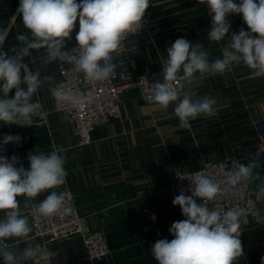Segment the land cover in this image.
<instances>
[{
  "label": "clouds",
  "instance_id": "1",
  "mask_svg": "<svg viewBox=\"0 0 264 264\" xmlns=\"http://www.w3.org/2000/svg\"><path fill=\"white\" fill-rule=\"evenodd\" d=\"M207 4L211 15L209 41H224L221 56L209 59L210 53L200 42L177 38L166 49L163 59V82L149 84L147 102L167 109L173 105L179 127L190 128V121L199 116L215 115L216 98H195L196 93L184 91L199 74L200 77L222 74L243 64L253 78L264 77V0H199ZM150 0H19L16 14L22 17L23 28L17 31L16 43L7 50V29L0 28V123L33 127L46 113L43 105L33 100L44 84L51 96L65 106L92 103L91 92L85 95L65 83H55L46 74L55 65L61 72L82 74L89 82L109 79L118 66L123 41L137 34L142 27ZM242 15L248 31L231 32L230 15ZM75 35L76 47L67 49L66 42ZM29 58L35 66L25 64ZM64 64L70 65L67 69ZM14 93V94H13ZM20 135L3 136V146H20ZM260 141L264 137L259 136ZM65 148L53 146L49 152L36 148L28 153L29 168L21 158L0 155V259L3 264H52L57 253L40 244L29 243L33 231L29 216L34 210L41 217L68 213L66 193L56 191L66 183ZM264 142L255 151H248L244 161L231 158L228 170L221 176L197 171L191 177L176 171L178 180L187 179L172 201L179 206L185 219L169 228L173 239L157 240L151 255L158 264H234L244 254L241 235L243 227L255 222L264 225V212L259 207H231L222 211L215 206L225 197H236L244 187L254 202L264 206ZM20 164V166H18ZM51 190V191H50ZM190 192L186 195L185 192ZM49 192L38 204L33 201ZM23 197V207L18 198ZM199 199V203L197 200ZM211 205V207H209ZM151 219L156 220L153 214ZM21 244L26 247L20 248ZM264 264V258H262Z\"/></svg>",
  "mask_w": 264,
  "mask_h": 264
},
{
  "label": "crops",
  "instance_id": "2",
  "mask_svg": "<svg viewBox=\"0 0 264 264\" xmlns=\"http://www.w3.org/2000/svg\"><path fill=\"white\" fill-rule=\"evenodd\" d=\"M18 5L19 0H0V28L8 31L6 50L16 43L17 31H26L22 17L16 14ZM150 5L145 13L149 33L124 41L115 57L118 64H123L115 69L118 80L133 82L144 72L162 69L167 47L180 37L202 43L210 53V60L221 56L225 42L208 39L211 15L207 4L199 0H150ZM228 20L229 35L241 28L248 31L242 15H230ZM78 28L77 20L66 47L77 44ZM24 62L30 69L38 66L29 58ZM46 74L56 80V66ZM52 86L44 84L33 96L46 113L38 119L36 127L0 123V145L5 134L22 137L20 146L9 143L3 146L5 150L0 155L18 156L20 164L28 169L27 155L35 148L44 152L51 151L54 145L65 148L64 167L68 175L66 183L55 190L73 195L86 230L103 233L111 253L101 264H158L151 255V246L159 239H173L169 228L173 222L185 219L179 206L172 203L177 195L169 190L174 173L194 170L227 155L244 161L248 151H255L264 142L259 140V136L264 137V77L253 78L251 70L243 64L222 74L205 77L197 74L184 89L195 92V98L212 96L217 100L215 115L191 120L190 128L179 127L173 105L161 109L130 87L122 94L120 116L95 128L91 143L84 146L78 145L67 118L54 110L49 90ZM48 194L41 193L33 204ZM18 199L23 207L24 198ZM257 206L264 212V206ZM153 214L155 221L151 219ZM242 227L244 254L234 264H262L264 225L251 222ZM29 243L56 252L52 264L85 261L79 235L53 243L29 238ZM26 246L21 244L20 248Z\"/></svg>",
  "mask_w": 264,
  "mask_h": 264
},
{
  "label": "built area",
  "instance_id": "3",
  "mask_svg": "<svg viewBox=\"0 0 264 264\" xmlns=\"http://www.w3.org/2000/svg\"><path fill=\"white\" fill-rule=\"evenodd\" d=\"M148 33L149 22L145 15L142 27L138 33L130 34L124 41ZM74 47L76 45L67 47V49L70 50ZM63 67L67 69L70 65L64 64ZM156 81L163 82L162 69L144 72L137 76L133 82L118 80L117 74L114 71L106 81L92 83L85 80L82 74L61 72L56 67V84L65 83L69 87L82 91L85 95L91 92L94 99L92 103L85 102L79 106H65L57 103L52 97L53 107L56 112L63 114L67 118L70 124V131L77 140L78 145H88L92 141V132L95 128L104 126L112 118L120 116L121 97L125 91L130 87H135L142 98L146 100L145 97L149 84ZM231 158L237 159L234 155H227L217 160L205 162L194 170L179 172L183 173L186 177H191L197 171L210 172L221 176L227 172ZM188 186L189 181L187 179L183 181L178 180L174 173L169 190L178 195L181 187L187 189ZM185 194L190 195L191 193L186 191ZM197 202H200L199 199ZM66 206L70 208V212L66 214L58 213L51 217H41L33 210L29 216V221L33 228L30 238L39 239L44 243H53L79 235L83 241L85 256V261L82 264H101L100 262L111 253L110 245L103 233L101 231H88L84 228L82 218L77 213L73 202V195L70 192H66ZM215 206L222 211L236 206H244L248 209L258 207L254 202V198L248 195L247 187L242 188L236 197L219 199Z\"/></svg>",
  "mask_w": 264,
  "mask_h": 264
}]
</instances>
